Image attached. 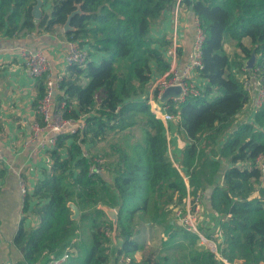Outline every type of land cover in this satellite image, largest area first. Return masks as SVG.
Masks as SVG:
<instances>
[{"label":"trees","instance_id":"obj_1","mask_svg":"<svg viewBox=\"0 0 264 264\" xmlns=\"http://www.w3.org/2000/svg\"><path fill=\"white\" fill-rule=\"evenodd\" d=\"M44 1L50 10L37 21L32 15L35 0H0V33L14 36L37 28L52 32L80 4L84 14L73 17L75 30L65 34L85 48L89 45L90 55L92 50L105 55L99 62L67 68L60 87L68 96L66 116H85V128L58 135L50 150L51 169L25 199L26 211L37 199L33 213L39 224L28 228L21 222L14 244L23 259L11 264H42L46 254L62 253L67 245L70 257L64 264H105L122 255L132 264H170L168 254H156L137 235L138 220L161 227L167 243L175 247L187 240L192 246L187 264H219L213 252L196 246L197 235L170 224L167 209L170 203H182L188 193L209 188L210 208L218 214L225 237L222 253L231 261L264 264V174L255 164L264 153V103L253 122L239 124L227 136L251 100L246 79L252 73L264 79V0H181L205 31L199 72L205 84L200 95L163 105L190 140L177 161L169 154L167 127L152 112L145 85L154 63L169 69L151 28L178 0ZM245 38L250 46L243 43ZM227 40L236 41L247 57L255 50L253 69L246 68L243 58L228 54ZM38 79L41 98L47 76ZM87 144L92 146L88 153ZM98 155L106 158L108 169L92 175L90 166ZM223 160L228 167L219 181ZM100 201L118 211V247H110L106 229H113V222ZM69 202L79 206L78 220L71 218ZM78 229L88 240L79 235L72 243ZM205 233L210 236V231ZM147 249L149 254L137 261L136 253Z\"/></svg>","mask_w":264,"mask_h":264},{"label":"crops","instance_id":"obj_2","mask_svg":"<svg viewBox=\"0 0 264 264\" xmlns=\"http://www.w3.org/2000/svg\"><path fill=\"white\" fill-rule=\"evenodd\" d=\"M197 20L195 13L188 5L177 1L175 5L165 11L163 17L154 22L151 28V36L157 41L156 47L163 51L169 69L176 66L183 70L191 61ZM68 40L62 26H55L52 32L37 28L32 32L14 36L0 33V150L3 156L0 163V264H11L23 259L22 251L14 244L21 222L24 221L25 226L28 228L36 227L39 224V218L33 213L37 199H32L30 208L27 211L24 210L25 200L20 189V181L24 180L26 182L28 193L32 194L37 182L44 177L45 172L51 169V149L42 148L39 144L40 140H32V124L41 120L36 111L40 99L39 79L33 78L27 71L21 58V49L30 47L46 51L54 75L57 76L66 73L69 67L64 61ZM243 43L250 46V44L248 45L250 39L245 38ZM227 45L237 46V43L227 40L225 49ZM95 56L91 54L92 60L96 62L101 61L104 57L100 51ZM169 69L164 70L157 63L153 64L151 79L145 85V93L148 97L153 98L151 91L153 81L167 74ZM186 79L203 89L205 82L200 74L192 73L186 76ZM251 94L249 104L237 117L234 127L228 132L227 136L239 124L254 121L256 114L254 108L255 92H251ZM164 124L167 127L166 133L170 142L171 157L176 160L184 145L189 143L190 140L179 128L177 117L170 123L164 122ZM89 146L91 150L92 146L90 144L85 145L87 153L89 151L87 147ZM176 166L179 168V164L176 163ZM227 167V161L223 160L220 167L219 181H221ZM181 173L188 184V177L184 172ZM111 180L110 177L108 181L111 182ZM211 190L212 188H209L204 192V204L206 214L211 219L216 220L218 216L209 204ZM173 205V203H170L167 209L171 210ZM100 206L107 205L100 201ZM203 229L204 231H210V233L214 230L210 225H205ZM142 252L136 253L135 258L137 261L144 258ZM46 255V262L42 264H47L49 254ZM111 261L115 263L116 260L112 258ZM237 261L246 263L241 259H237Z\"/></svg>","mask_w":264,"mask_h":264},{"label":"built area","instance_id":"obj_3","mask_svg":"<svg viewBox=\"0 0 264 264\" xmlns=\"http://www.w3.org/2000/svg\"><path fill=\"white\" fill-rule=\"evenodd\" d=\"M181 2V0H178ZM205 40V31L197 20L195 37L193 41V56L191 61L183 68V70L176 66L169 69L168 73L155 79L151 85L153 98L149 97L151 110L166 123H170L175 119V116L168 113L158 101L167 88L171 86H180L182 88V97L176 102H181L186 96H198L201 93V88L195 83L189 82L186 76L196 73L199 74L200 69L203 68L202 64V45ZM67 50L64 61L67 66L84 67L92 57L87 48L81 46L78 41L68 40L66 42ZM21 58L29 74L37 79L44 75L47 76L45 83V93L38 101L36 111L40 116V122L32 124V140H40V146L52 149L55 147L57 137L60 133L68 131L70 133L80 132L85 128V116L77 119L67 117V95H63L61 90V82L64 79L65 73L54 75L51 67V61L46 51L40 48L24 47L21 49ZM245 87L251 92H255L254 108L257 109L264 103V79L257 73L250 74L249 78L245 81ZM157 92V94H156ZM63 95V97H62ZM157 95V97H155ZM62 97V98H61ZM158 99V100H157ZM74 103V102H73ZM45 135V136H44ZM169 154L172 153L169 149ZM3 156L0 150V163ZM255 164L264 174V153L257 156ZM107 160L102 155L95 156L90 166V174L98 175L107 171ZM20 189L24 200L28 195V187L24 180L20 181ZM174 204V203H173ZM217 216L218 214L215 213ZM216 216V217H217ZM218 219L213 220L206 214V206L204 204V192H198L191 195L188 193L185 200L180 204L171 206V221L172 225L183 227L188 232L195 234L199 238V244L214 253L219 264H247L242 261H231L223 253V243L225 237L220 230L217 222ZM210 225L214 228L213 232L208 237L204 231V226ZM72 239V243L79 240V232ZM106 234L111 238L110 247L115 248L120 246L121 239L114 237L113 229H106ZM57 250L49 254L47 264H64L70 257V247L61 253ZM116 260V259H115ZM105 264H132L131 258L122 255L115 263L110 262Z\"/></svg>","mask_w":264,"mask_h":264},{"label":"rangeland","instance_id":"obj_4","mask_svg":"<svg viewBox=\"0 0 264 264\" xmlns=\"http://www.w3.org/2000/svg\"><path fill=\"white\" fill-rule=\"evenodd\" d=\"M50 6L51 4L48 3V1H46V3H44V12L45 11H49L50 10ZM63 28V26H62ZM233 43H236V41L232 40ZM250 43H248L249 45ZM87 47V49H89V45H85ZM226 51L228 52V54L232 57V58H243L244 61L249 59L250 57H247L238 46H226ZM94 57H96L95 55L98 54V51L92 50V53ZM105 54L103 53V56ZM119 70L121 71H125V67H120V65L118 66ZM136 132H138V130L136 129ZM106 143H102L99 146H105ZM89 147H87L88 150ZM86 149V150H87ZM91 152V150L89 151ZM101 153V152H99ZM113 158L109 159L112 160ZM108 160V161H109ZM111 168H112V164H111ZM72 213V212H71ZM109 218V217H108ZM110 219V218H109ZM137 235L147 244L148 247L151 248V250H154L156 254H168L170 256V264H187L188 262V258H189V252L192 249V246L190 245V243L186 240L183 242V245L181 247H175L172 244H168L167 243V236H164L161 233L162 228L159 227L158 225H151L149 223L143 222L141 220H138L137 222ZM79 230V229H78ZM80 233V240H88V238H86L81 232L82 230L78 231ZM80 244V242L78 243ZM80 252L79 255L83 256V254L85 253L84 248L82 247V244L80 245ZM197 246L199 248H203V246H201L199 243H197ZM149 251L147 249V251L145 250L144 252H142V256L144 257L145 255H148Z\"/></svg>","mask_w":264,"mask_h":264},{"label":"water","instance_id":"obj_5","mask_svg":"<svg viewBox=\"0 0 264 264\" xmlns=\"http://www.w3.org/2000/svg\"><path fill=\"white\" fill-rule=\"evenodd\" d=\"M35 1H36V3L33 6L32 15H33L35 20L39 21L43 18V15H44V3H45V1L44 0H35ZM77 14H84V11L82 10V7L80 4H78L77 9L74 10L68 16L66 23L63 25V30L65 33L75 30L74 26H72V19ZM256 59H257L256 52H255V50H253L250 58L244 61L246 64V68L247 69H253V67L256 63ZM182 94H183V92H182V88L180 86H171V87L167 88L165 91H163L159 101L161 104H165L168 101L180 99L182 97ZM68 206L71 208V211H72L71 218L73 220H78L80 215H81V210H80L79 206L75 202H69ZM100 208H102L106 212L108 217L112 220V222H113V235H114V237H116L117 231H118V220H119L117 209L109 207V206H100Z\"/></svg>","mask_w":264,"mask_h":264}]
</instances>
